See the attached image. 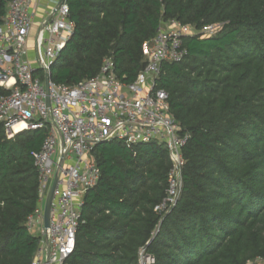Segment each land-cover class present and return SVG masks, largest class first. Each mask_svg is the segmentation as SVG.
I'll return each instance as SVG.
<instances>
[{
    "label": "trees",
    "instance_id": "16d2710c",
    "mask_svg": "<svg viewBox=\"0 0 264 264\" xmlns=\"http://www.w3.org/2000/svg\"><path fill=\"white\" fill-rule=\"evenodd\" d=\"M9 0H0V23ZM73 34L50 68L54 83L99 74L104 58L125 83L144 66V44L164 22L212 35L182 38V60L164 62L155 87L189 138L182 189L167 212L172 161L155 142L98 143L97 183L82 199L66 264H247L264 258V0H66ZM41 76L40 70H35ZM0 93L6 91L0 87ZM47 128L7 137L0 123V264H31L27 226L38 200L34 154ZM155 232V233H154Z\"/></svg>",
    "mask_w": 264,
    "mask_h": 264
},
{
    "label": "built area",
    "instance_id": "2783aa9c",
    "mask_svg": "<svg viewBox=\"0 0 264 264\" xmlns=\"http://www.w3.org/2000/svg\"><path fill=\"white\" fill-rule=\"evenodd\" d=\"M58 2L45 1V10L37 14L44 0H9L0 23V87L6 91L0 93V123L7 137L47 128L33 159L38 200L26 226L38 237V245L31 264H66L75 246L83 196L99 178L92 151L100 142L162 144L172 168L166 195L154 209L167 212L175 204L182 189V148L189 134L182 133L169 111L167 93L155 87L156 80L164 62L183 59V37L212 35L219 28L209 24L196 29L170 20L169 28L160 25L145 42V63L134 82L118 79L113 60L107 57L96 76L74 85L59 84L51 81L50 68L73 34L74 24L66 0L54 11ZM38 21L35 46L30 50L31 31ZM55 177L46 224L44 205ZM152 262L146 256L145 264ZM247 264H264V258Z\"/></svg>",
    "mask_w": 264,
    "mask_h": 264
},
{
    "label": "rangeland",
    "instance_id": "374dc122",
    "mask_svg": "<svg viewBox=\"0 0 264 264\" xmlns=\"http://www.w3.org/2000/svg\"><path fill=\"white\" fill-rule=\"evenodd\" d=\"M161 26H162L163 29L166 30L170 26V21H167V22L162 23ZM39 27H40V22L39 21L36 24L33 25V28H32V31H31L30 43H29L30 50H33L34 49V46H35V38H36V35L38 33ZM139 262L141 264H145L146 263V256L143 255L142 253L140 254V260H139Z\"/></svg>",
    "mask_w": 264,
    "mask_h": 264
},
{
    "label": "water",
    "instance_id": "95a60500",
    "mask_svg": "<svg viewBox=\"0 0 264 264\" xmlns=\"http://www.w3.org/2000/svg\"><path fill=\"white\" fill-rule=\"evenodd\" d=\"M63 2V0H59L58 4L55 6L54 11H56L58 9V7L60 6V4ZM48 86V78L46 79V88ZM47 104H48V98H47ZM55 183H56V177L52 183V186L48 192V196L44 205V216H45V222L47 224V220H48V213H49V205L52 199V195H53V190L55 187ZM155 233V232H154Z\"/></svg>",
    "mask_w": 264,
    "mask_h": 264
},
{
    "label": "crops",
    "instance_id": "0c3cea01",
    "mask_svg": "<svg viewBox=\"0 0 264 264\" xmlns=\"http://www.w3.org/2000/svg\"><path fill=\"white\" fill-rule=\"evenodd\" d=\"M45 1H48V0H44V4H42L38 10H37V14H42V12L45 10Z\"/></svg>",
    "mask_w": 264,
    "mask_h": 264
}]
</instances>
